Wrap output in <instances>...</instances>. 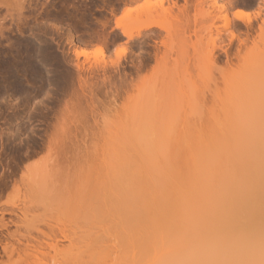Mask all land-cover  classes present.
<instances>
[{
    "label": "rangeland",
    "instance_id": "obj_1",
    "mask_svg": "<svg viewBox=\"0 0 264 264\" xmlns=\"http://www.w3.org/2000/svg\"><path fill=\"white\" fill-rule=\"evenodd\" d=\"M258 135L264 140V0H0V245L16 249L8 260L0 246V264L16 261V240L50 234L45 224L75 238L136 237L144 210L152 241L178 238L153 245L171 264H264L263 238L183 234L206 238V249L179 256L180 236L167 233L183 199L197 201L181 209L198 203L191 192L205 170L218 183L235 172L243 188L240 170L252 175L264 162L249 149ZM245 152L249 165L238 157ZM197 206L190 214L208 215L199 220L222 217L212 202ZM240 209L238 227L258 222Z\"/></svg>",
    "mask_w": 264,
    "mask_h": 264
},
{
    "label": "bare ground",
    "instance_id": "obj_2",
    "mask_svg": "<svg viewBox=\"0 0 264 264\" xmlns=\"http://www.w3.org/2000/svg\"><path fill=\"white\" fill-rule=\"evenodd\" d=\"M214 2H216V0H214ZM238 16H239V14L236 13L235 17H238ZM221 18H222V20L224 22V25L228 26V24H229L228 17L226 15H223V16H221ZM154 26H160V23L157 22V21H152V22L147 21V23L144 24V27H146V28H150V27H154ZM123 32L127 33L128 35H131V32L129 30H127V29H124ZM238 53H237V55H238ZM78 55H80V54H78ZM228 61L230 63L231 60H228ZM260 138H261L260 136L257 137V138L254 137L253 140L255 139V141L252 140V142L249 143V145L251 144L250 145L251 147L249 146L250 148L249 147L248 148L251 149V150H254L256 152L257 150H255V149L257 147V149H260V151L258 150L257 152L261 153V157H262V156H264V149L261 150V147H263V145H264L262 143L264 140L263 139L261 140ZM256 144H257V146H256ZM236 145H239V144H236ZM236 145H235V147L237 148ZM259 145H261V146H259ZM243 146H245V145H243ZM230 147H229L230 148L229 150H231V153L232 152L234 153L235 151L232 150V148L234 146L231 145ZM254 147H255V149H254ZM222 151L224 152L223 155L226 156L225 153H227V150L225 149V151H224V149H221L220 154H222ZM237 151L241 152L242 150L240 148L239 149L237 148ZM237 151H236V153H237ZM245 151H248V149L247 150L245 149ZM229 153H230V151H229ZM237 154H240V153H237ZM223 155L221 157H223ZM246 155H248L246 152H245V154L241 155L243 157L238 156V155L235 154L236 158L238 156L239 158H241L240 160L242 162H244V161H245V163L248 162V165H249L251 157L250 156H246ZM230 158L233 159L234 156H233V158H232V156ZM242 159H244V161ZM246 159H248V160H246ZM235 161L237 162L238 160H235ZM251 161H252V158H251ZM257 164L258 165L254 168V171H253L252 175L250 174V172H247V171H249V170H247V168H246L245 171L240 170V171L245 173V174L243 173L241 175V177L242 176L244 177L243 180L246 179L245 181H243L241 179V181H242L241 184L243 185V188L238 186V180L237 179H239V178L234 176L235 172H234L233 175H231V176L229 175L232 178H230V177H228L226 175L225 178L228 177L230 179H227V180L225 179V181L222 180V182L219 181V183H218V182H216V178L214 176H211V175L208 174L207 171L209 169L205 170L203 172L204 176H207V175L209 177L211 176L212 179L214 177L215 183H211V184L208 183V182H210L209 180L211 179V177L209 178L208 181H204L203 179L207 180L208 178L204 177L203 175H200V177L202 176L201 180L203 181V183H206V182L207 183L206 184H203V183L200 184L201 182H199V183L197 182V184H200V185L196 184L195 189H192V190H195L194 192H196V193H193V191L191 193L195 194L196 198L199 197L201 202L199 201V198H198V203L197 204L195 203L193 208H190V207L187 206L189 209H187V207H185V209H181L182 208L181 206H183V205L186 206L188 204V203H186L187 202V198L183 199L186 202L185 201L181 202V206H176L175 207L173 205L175 207L174 208L175 210H174V217H172L171 220H170V217H169L170 214L166 213L167 210L165 211L166 214H169L168 218L172 222V224L170 225L169 224L170 221L168 220V218L166 217V214L164 213V215H165L164 218H165V220L167 218V222L164 221L163 223H165L166 225L169 224L170 228H172L171 230H169V226L168 227L166 226L167 227L166 231L169 230V232H167V233H169L170 237H171L172 234L173 235L177 234L179 236L180 235L182 236L183 234H189V235L190 234H192V235L194 234L193 236H196V235H199V234L203 235L205 233L204 235H206V234H208V235H210V234L215 235L216 234L217 236L219 235L220 238H221V243H222L223 240L227 239V238H224V237H223L224 239L222 238V236H224V235H226L225 237H227V236L229 237L228 240L233 238L232 235L235 236V237L237 236L238 238L239 237L242 238V239L239 238L240 241L241 240H245V239H252V242H253V239L257 240L256 238H259V240H261L263 238V240H264V216H263L264 215V162L262 163L261 160L259 159ZM229 169H231V168H229ZM222 172L227 174L224 171H222ZM219 173H221V172H219ZM219 173H218V175H219ZM246 173H248V174H246ZM228 174H230V173H228ZM212 175H213V173H212ZM214 175L217 176L218 179H220L218 177V175H216V174H214ZM250 175L252 177H250ZM223 176H224V174H223ZM248 177H249V179H247ZM221 178L223 179V177H221ZM232 179L235 180V181H233ZM236 180H237V182H236ZM226 181H228V182H226ZM248 181L252 182V184L254 183L255 187H251V188L249 187L247 189L246 188V184H247ZM222 183L224 185H221ZM208 184H210V186ZM202 185L203 186L206 185L208 190L212 189L211 190L212 192L211 191L207 192V188L206 189H204V187L202 188ZM197 186H199V187H197ZM236 186H238V187H236ZM198 188H200V189H198ZM197 189L199 190V192H198ZM215 189H217L218 192H216ZM219 189H222V190L220 191ZM251 189H253V190H251ZM255 189H257V190L255 191ZM201 190H206V191L203 192ZM201 192L203 194H201ZM209 192H211V193H209ZM199 194H200V196H196V195H199ZM204 196H206V197H204ZM203 197L206 198V199H203ZM254 197H255V199H254ZM191 198H193V197H191ZM65 199H66V197H65ZM207 199H208V201H207ZM193 201H192V204H194ZM196 201L197 200H195V202ZM210 201L213 203V205H214L213 208L215 209V211L217 210V213L215 212L216 214H218V211L221 212V210H223L222 211V217L219 215V217H220L219 219H218V215H215L216 217L213 218V220H211L212 218L209 219V222L211 221V224H209L207 221L204 222L202 219L199 220L200 217H207L208 216L204 211L202 212L203 215L201 213H200V215L198 217L196 215H194L195 214L194 211L195 212L198 211L197 209H195V208L198 207L197 206L198 204H199V206H202V205H205V204H209V203L211 204ZM178 202H180V201H178ZM184 203H186V204H184ZM174 204H178V203H174ZM192 204L190 203L188 205L190 206ZM179 205H180V203H179ZM236 205L241 207V209H240L241 215H244V217H246L248 219L250 217H255V219L257 218L256 220L258 222H256L250 228L245 227V225L242 226V227H238L234 223V219H235V216H236V213L234 212V209H235ZM184 206H183V208H184ZM178 207H180L179 208L180 211L177 210ZM168 208H170V207H167V209ZM191 209H194V210L192 211ZM181 210H186L187 212L189 210H191V212L189 211L187 213L185 211L183 213V211H181ZM168 212H170V211H168ZM192 212L194 213L193 215L190 214ZM200 212H201V210H200ZM185 213H186V216H185ZM149 216L150 215H149L148 211L144 210V215L142 216V221L140 222V230H139L140 231V235H136V237H128V238H124V239L123 238L120 239L118 237H113V238H110V239H91V240L90 239H84V238H81V237H78V238L76 237L75 238V237L71 236L72 234L69 231H65V230H62V229H54V228H52V226H49L48 224H45V226L49 228V233L50 234H45L43 231L36 230V233L38 234V236L31 237V234H27V236L23 237V240L25 241L24 244L19 242V240H16L17 244H19V245L22 244L20 246H22L23 248L17 251L18 258L12 264H148L149 260H147L148 259L147 256L152 254L151 252H153L152 251L153 245L156 246L155 244L156 243L159 244V242L162 241V240L168 241V244H169V242H172V241H176V240L179 241L178 238L176 239V238H173V237L165 238V239L161 238L159 240L157 239L159 242L158 241L156 242V240L152 241V239L149 238V236L151 234L150 235L148 234L149 233L148 232L149 231V225H150L149 221L151 220ZM155 218H156V215H155ZM158 218H159V216H158ZM161 218L163 219V216L160 217V220H161ZM236 218H237V216H236ZM197 219H198V221H196ZM156 221H157V218L153 222L157 223ZM242 221H244V220H242ZM245 222L247 223V221H245ZM159 223H161V221L158 222V224ZM205 225L206 226L209 225L211 227V229L210 228L209 229H204V227L207 228ZM3 227L6 228V226H3ZM156 227H154V228H156ZM158 229H159V231L161 233V227H159V225H158ZM155 230L153 231V233L154 232L158 233V231H155ZM165 233L166 232H164V233L162 232L161 233V234H163L162 236H164ZM167 233H166L165 236H168ZM154 235H155V233H154ZM40 236H41V238H40ZM181 236H180V238H181ZM230 236L232 238H230ZM189 237L191 238V236H189ZM197 237H199V236H197ZM7 238H13V237L11 235H9V236H7ZM190 238L182 237L180 239V242H179L180 245L177 244V245L180 246L179 249H177L178 246H176L177 248H175V249H177L175 253L178 252L177 255L182 256V254H180L181 252L182 253L184 252L186 254L185 251L187 250L189 252L191 249L200 251V249H197V248H201L202 246H204L202 242L205 241L206 238H204L205 240H203L202 238L200 240V238H196V237H193L194 239H190ZM220 238L219 237L217 238L218 241H220ZM43 239H46L49 243H46ZM208 240H214L215 242L217 241V240L212 239V238H209ZM228 240L226 242H228ZM239 240H238V242H239ZM62 241H67L68 246L64 247L63 245H60V242H62ZM235 241H237V239ZM258 241H257V243H258ZM231 242H233V241L231 240ZM255 242L256 241H254V244H255ZM259 243H260V241H259ZM168 244H166V246ZM234 244H236V243H234ZM116 245H117V250H115V248H116L115 246ZM200 245H202V246H200ZM261 245H262V242H261ZM198 246H200V247H198ZM235 246H234V248H236ZM244 246H246V244ZM1 247H2V252H4L3 255L8 260H10L12 258L13 253L16 251V249L13 250L11 248V244L9 242H6ZM93 247H99L98 250L103 247V248H105V250H103L102 252H101V250H99V252H95V251H92ZM219 247H220V245H219ZM204 248L206 249V247H204ZM242 248L244 249V247H242ZM150 249H151V251H150ZM158 251L155 250L153 252L154 257H156V260L154 259L156 263L154 262L153 264H171V263H173V260L176 259V258H171L170 259L169 258L170 255H168V254H167L168 257H165L164 254L159 253L160 251L159 252ZM201 251L205 252V250H201ZM246 251H245V254H246ZM248 251H250V250H248ZM206 252H208V251H206ZM184 253H183V256H184ZM191 253H192V255H189V256H194L196 254L195 252H194L195 254L193 252H191ZM191 253H189V254H191ZM197 254H199V252H197ZM177 255H175V256H177ZM202 255H203V253H202ZM205 255L207 256V254H205ZM246 255H248V253ZM179 256H178V260L180 259ZM252 256H254V255H252ZM248 257H250V256H248ZM203 258L208 259V257H203ZM178 260L175 261V263L178 262ZM248 260H250V259H248ZM252 260L254 261V259H252ZM246 263L247 262H245L243 264H246ZM149 264H151V259H150ZM247 264H250V263H247Z\"/></svg>",
    "mask_w": 264,
    "mask_h": 264
}]
</instances>
